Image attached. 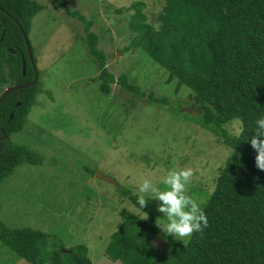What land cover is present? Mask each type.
<instances>
[{
	"label": "rangeland",
	"instance_id": "rangeland-1",
	"mask_svg": "<svg viewBox=\"0 0 264 264\" xmlns=\"http://www.w3.org/2000/svg\"><path fill=\"white\" fill-rule=\"evenodd\" d=\"M37 1L44 7L32 16L27 38L41 92L23 128L10 140L34 147L43 160L25 162L4 179L0 219L12 228L40 229L52 243L63 244L64 250L84 244L93 264H118L108 259L105 248L127 210L137 212L130 201L121 199L119 187L139 195L143 178L163 188L161 181L169 170L191 167L188 194L204 202L229 148L202 128L197 116H183V111L196 115L187 101L189 88L182 85L176 94L175 79L166 83L168 72L149 54L139 48L123 50L133 35L128 21L133 13L130 5L136 0ZM143 1L152 22L162 2ZM61 2L66 11L58 6ZM78 14L93 18L91 29L99 35L106 65L114 75L127 73L141 90L166 95L170 103L142 104L145 98L117 83L102 95L95 78L99 70L79 34L83 25L75 17ZM26 67L30 70L31 64ZM0 71L4 73L3 62ZM87 167H95V173ZM149 203L159 219L158 202ZM14 255L0 244V264H27Z\"/></svg>",
	"mask_w": 264,
	"mask_h": 264
},
{
	"label": "trees",
	"instance_id": "trees-1",
	"mask_svg": "<svg viewBox=\"0 0 264 264\" xmlns=\"http://www.w3.org/2000/svg\"><path fill=\"white\" fill-rule=\"evenodd\" d=\"M160 1L162 7L152 22L143 0L130 5L133 13L128 27L133 35L123 50L139 48L149 54L168 72L166 83L175 79L176 94L182 85L189 88L187 101L196 115L183 111V116H197L199 125L222 141L229 153L213 178V190L201 204L208 223L191 238L164 236L150 203L143 208L148 213L145 218L146 213L136 205L138 194L120 186L121 199L130 201L137 212L127 210L110 236L105 255L118 264H264V170L256 166V152L248 141L255 120L264 115V0ZM58 6L67 10L65 2ZM0 7L27 34L32 16L44 5L37 0H0ZM0 17L5 19L0 47L16 43L24 50L18 25L2 12ZM75 17L83 25L80 37L95 62V70H99L95 78L102 95L109 94L112 84L117 83L123 90L145 98L142 104L170 103L166 95L141 90L127 73L114 75L106 65L107 54L99 46V35L91 29L93 18L82 14ZM2 60L11 82H21L20 57L0 54V65ZM28 75L25 79L32 78V73ZM0 81L5 82L1 71ZM15 92L0 102V125L6 134L0 149V186L18 166L43 160L34 147L10 140L12 133L23 128L41 92L39 80L25 87L19 98ZM180 97L177 100L182 104ZM10 112L12 117L8 118ZM43 142L50 146L48 140ZM86 169L92 175L96 171L95 167ZM153 233H160L165 240L167 257L150 243ZM0 244L27 264H93L84 244L64 250L63 244L52 243L50 235L40 229L12 228L1 219Z\"/></svg>",
	"mask_w": 264,
	"mask_h": 264
},
{
	"label": "clouds",
	"instance_id": "clouds-1",
	"mask_svg": "<svg viewBox=\"0 0 264 264\" xmlns=\"http://www.w3.org/2000/svg\"><path fill=\"white\" fill-rule=\"evenodd\" d=\"M254 131L248 139L256 152L255 163L260 170H264V115L254 122ZM193 169L191 167L179 170H169L163 176L161 188L148 178H143L137 191L138 209L143 211L149 200H156L157 210L162 216L155 221L160 231L175 239L191 238L194 232H200L207 225L208 220L201 206L202 202L189 195V186Z\"/></svg>",
	"mask_w": 264,
	"mask_h": 264
},
{
	"label": "flooded vegetation",
	"instance_id": "flooded-vegetation-1",
	"mask_svg": "<svg viewBox=\"0 0 264 264\" xmlns=\"http://www.w3.org/2000/svg\"><path fill=\"white\" fill-rule=\"evenodd\" d=\"M0 12H2V13H4L5 15H7L8 17H10L17 25H18V27H19V29H20V32H21V26H20V24L17 22V20H15L10 14H8V12L7 11H5L4 9H2L1 7H0ZM5 24V19L4 18H2V17H0V27H2V29H1V32H0V38H1V36H2V34H3V37H4V34H5V27L3 26ZM23 30V29H22ZM26 34V33H25ZM21 35H22V32H21ZM27 35V34H26ZM3 37H2V39H3ZM22 38H23V36H22ZM2 39H0V42H1V40ZM28 39V38H27ZM23 41H24V50H23V48L21 47H19V45L18 44H16V43H12L13 44V47H12V45H8V46H1L0 47V54H2L5 58H9V54H12L13 56H15V57H17V56H19L20 57V62H21V75H22V77L24 78L21 82H19V83H16V82H14V83H12L11 81V78H10V76H9V70H8V66L6 65V62L4 61V60H2V62H3V72H4V78H5V82H2L3 84L0 86L1 88H0V96H1V94L8 88V87H17V86H21V85H23V84H27V83H31L32 81H34L35 80V78H36V80H35V83L38 81V75H37V71H36V69H35V67H34V64H33V61H31L32 60V58L30 59V57H29V54H28V49H27V47H26V44H25V40H24V38H23ZM29 48H30V44H29ZM30 54H31V51H30ZM27 62H29L30 64H31V68H30V70H31V72H29L28 73V71H27V67H26V64H27ZM30 73H32V78L30 79H25V77L29 74L30 75ZM28 75V76H29ZM34 83V84H35ZM33 84V85H34ZM32 85V86H33ZM25 87H31V86H29V85H27V86H25ZM25 87H23V88H21V89H19V88H15V89H13L12 91H10L6 96H8L11 92H13V91H16L15 92V96L17 97V98H19L20 96H21V94H22V90L25 88ZM5 96V97H6ZM4 97V98H5ZM3 98V99H4ZM2 99V100H3ZM1 100V101H2ZM17 104H19V102L18 101H15V105H17ZM9 117L8 118H11L12 117V112H10L9 113V115H8ZM0 124H2V122H0ZM2 135H3V137H2ZM0 137H2L1 139H0V149H1V147H2V140H4V139H6V134H5V131H4V129L2 128V126L0 125Z\"/></svg>",
	"mask_w": 264,
	"mask_h": 264
},
{
	"label": "water",
	"instance_id": "water-1",
	"mask_svg": "<svg viewBox=\"0 0 264 264\" xmlns=\"http://www.w3.org/2000/svg\"><path fill=\"white\" fill-rule=\"evenodd\" d=\"M21 32H22V36H23V38H24V40H25V44H26V47H27V49H28V54H29V57H30V59H31V54H30V48H29V41H28V39H27V35L25 34V32L21 29ZM2 37H3V34H2V36H1V38L0 39H2ZM32 61V60H31ZM35 80H36V78H35ZM35 80L34 81H32L31 83H27V84H23V85H21V86H17V87H8L2 94H1V96H0V102H1V100L10 92V91H12L13 89H15V88H19V89H21V88H23V87H25V86H27V85H29V86H32L34 83H35ZM185 110H189V109H185ZM2 137H3V135H2ZM2 137H0V139L2 138ZM98 175H99V177L100 178H102V179H105V180H107V181H110V182H114V179H112L111 177H109V176H106V175H102L101 173H98ZM150 243L153 245V246H156L166 257L168 256V251H167V249H166V247H165V240L162 238V235L160 234V233H153L152 235H151V238H150Z\"/></svg>",
	"mask_w": 264,
	"mask_h": 264
}]
</instances>
